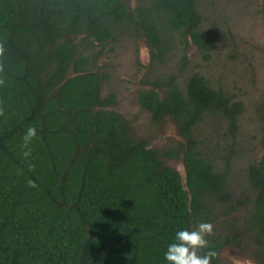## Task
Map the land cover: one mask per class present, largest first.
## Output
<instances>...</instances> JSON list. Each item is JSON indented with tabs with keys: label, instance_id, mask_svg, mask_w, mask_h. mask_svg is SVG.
I'll list each match as a JSON object with an SVG mask.
<instances>
[{
	"label": "trees",
	"instance_id": "1",
	"mask_svg": "<svg viewBox=\"0 0 264 264\" xmlns=\"http://www.w3.org/2000/svg\"><path fill=\"white\" fill-rule=\"evenodd\" d=\"M135 1L0 0V264H167L177 231L214 222L215 203H241L227 185L231 153L222 157L226 169H217L199 148L195 127L219 114L234 141L242 101L199 72L183 85L173 73L154 79L139 91V103L156 122L172 117L186 138L161 154L134 137L111 108L113 94L102 96L106 76L90 68L99 55L85 57L87 44L105 48L137 31L156 62L177 44L193 42L205 60L213 49L199 0ZM258 116L264 123V97ZM29 126L37 137L25 158ZM262 143L264 149V125ZM163 156H182L185 181ZM248 180L256 195L245 225L264 263V151ZM240 234L234 226L224 241L237 244ZM208 239L217 253L212 264H221L223 241Z\"/></svg>",
	"mask_w": 264,
	"mask_h": 264
},
{
	"label": "rangeland",
	"instance_id": "2",
	"mask_svg": "<svg viewBox=\"0 0 264 264\" xmlns=\"http://www.w3.org/2000/svg\"><path fill=\"white\" fill-rule=\"evenodd\" d=\"M134 7L135 0H129ZM263 0H199L201 27L213 40L208 59H203L198 47L177 44L164 61L152 60L151 48L137 31H127L110 40L105 48L86 45L84 56L98 54L97 67L105 73L102 96L113 94L111 108L120 112L130 125L135 138L145 140L159 153L176 147L186 138L176 121L166 117L153 120L151 112L138 101L139 91L151 86L156 78L178 77L180 85L194 72L207 78L214 88L232 94L242 101L244 110L238 118L239 130L235 140L227 135L228 121L219 114L208 115L195 127V138L202 151L213 159L217 169H226L222 157L231 153L227 169V185L239 205H216L218 218L212 222L214 235L223 241L219 250L221 264H263L257 256L258 244L248 235L245 225L251 198L256 195L248 180L250 164L263 154L262 126L258 109L264 97V18ZM101 51V52H99ZM165 162L176 169L185 181L182 156L165 157ZM238 228L237 244L224 237ZM264 251V244H263Z\"/></svg>",
	"mask_w": 264,
	"mask_h": 264
},
{
	"label": "clouds",
	"instance_id": "3",
	"mask_svg": "<svg viewBox=\"0 0 264 264\" xmlns=\"http://www.w3.org/2000/svg\"><path fill=\"white\" fill-rule=\"evenodd\" d=\"M5 46L0 43V73L4 72L3 58L5 56ZM5 83V79L0 76V85ZM4 115V108L0 106V116ZM37 137V130L34 126H29L24 135L21 147L25 149V158L31 155L29 147ZM34 167V166H33ZM29 187H36V184L29 180ZM214 234L213 225L208 222H200L194 229L179 230L175 234V240L170 243L164 254L167 264H212L217 256L215 250L210 246L208 237ZM207 249V251H205Z\"/></svg>",
	"mask_w": 264,
	"mask_h": 264
},
{
	"label": "flooded vegetation",
	"instance_id": "4",
	"mask_svg": "<svg viewBox=\"0 0 264 264\" xmlns=\"http://www.w3.org/2000/svg\"><path fill=\"white\" fill-rule=\"evenodd\" d=\"M261 158V157H260ZM261 263H263V262H261ZM264 264V263H263Z\"/></svg>",
	"mask_w": 264,
	"mask_h": 264
},
{
	"label": "water",
	"instance_id": "5",
	"mask_svg": "<svg viewBox=\"0 0 264 264\" xmlns=\"http://www.w3.org/2000/svg\"><path fill=\"white\" fill-rule=\"evenodd\" d=\"M180 174V173H179ZM181 175V174H180ZM182 177V176H181Z\"/></svg>",
	"mask_w": 264,
	"mask_h": 264
}]
</instances>
